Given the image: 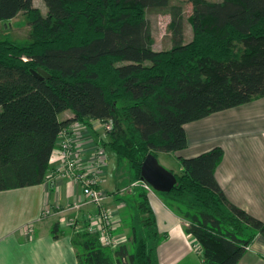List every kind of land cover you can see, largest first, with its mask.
Wrapping results in <instances>:
<instances>
[{
  "label": "trees",
  "instance_id": "trees-1",
  "mask_svg": "<svg viewBox=\"0 0 264 264\" xmlns=\"http://www.w3.org/2000/svg\"><path fill=\"white\" fill-rule=\"evenodd\" d=\"M44 1L45 14L34 0H0V22L24 13L30 25L26 42L0 39V191L45 183L66 129L111 119L103 144L117 156L116 179L129 176L124 193L117 186L114 194L131 234L105 247L87 220L76 224L78 264H162L163 236L142 165L150 154L186 148L187 123L264 97V0H192L189 41L183 7L173 0ZM150 7L170 12L167 49L154 48ZM38 68L51 78L37 77ZM223 158L220 146L180 157L175 186L159 192L200 245V264H238L264 235V221L220 186Z\"/></svg>",
  "mask_w": 264,
  "mask_h": 264
},
{
  "label": "crops",
  "instance_id": "crops-1",
  "mask_svg": "<svg viewBox=\"0 0 264 264\" xmlns=\"http://www.w3.org/2000/svg\"><path fill=\"white\" fill-rule=\"evenodd\" d=\"M185 129L188 146L172 153H159V162L176 173L174 165L161 161V157H178L177 172H181L180 157L189 158L222 147L224 158L216 169L220 186L231 202L264 221V97L189 122ZM62 139L60 136L53 154V167L59 160ZM116 189L107 191L108 201L115 204L113 210H119L122 224L125 204L120 201L112 204ZM80 196V187L63 179L54 186L42 183L0 191V264H78L71 240L73 227H67L75 213L67 207ZM149 197L159 231L163 233L171 210L156 193H150ZM46 209H50V214L44 213ZM95 211V206L83 208L77 214L79 224ZM179 219L185 227V221ZM58 222L60 236L55 238L52 228ZM116 234L127 238L125 233L116 231ZM185 237L192 245L197 244L191 235ZM238 264H264V235L256 236Z\"/></svg>",
  "mask_w": 264,
  "mask_h": 264
},
{
  "label": "built area",
  "instance_id": "built-area-1",
  "mask_svg": "<svg viewBox=\"0 0 264 264\" xmlns=\"http://www.w3.org/2000/svg\"><path fill=\"white\" fill-rule=\"evenodd\" d=\"M112 122L111 119L95 121L93 127L76 122L66 129L62 133L59 160L45 182L49 186H54L58 180L63 179L80 187V198L67 207L75 213L68 220V224L75 226L77 214L87 206H95L96 211L87 216L88 229L99 235L105 247H117L125 241L116 234V229L121 224L119 210L106 207L110 195L102 188L103 171L108 158L103 140L112 129ZM100 127L103 128L104 133L99 131ZM144 186L153 193V188L145 181ZM50 212V209H46L44 213L47 215ZM196 243L202 253L200 245Z\"/></svg>",
  "mask_w": 264,
  "mask_h": 264
},
{
  "label": "rangeland",
  "instance_id": "rangeland-1",
  "mask_svg": "<svg viewBox=\"0 0 264 264\" xmlns=\"http://www.w3.org/2000/svg\"><path fill=\"white\" fill-rule=\"evenodd\" d=\"M215 1V0H209ZM36 6H38L41 11L45 14L47 13V6L44 0H34ZM174 4H181L184 10L186 17L185 21V32L186 39L189 41L192 38V28L191 24L188 21L189 15L193 11V1L192 0H173ZM147 17L151 22L153 30V45L156 50L167 49L171 46V32H170V21L171 15L167 8L160 7H150L147 9ZM30 33L29 18L26 14L21 13L16 18L12 19L9 22H0V39H11L17 42H26ZM64 112L60 114V118L64 117ZM66 116H71V112L67 111ZM101 133H104L103 128H98ZM107 162L104 166L103 171V189L111 192L115 190L117 186L122 188L121 193H124V186L129 183V176H121L119 179H116V173L118 168V159L116 154L111 150H107ZM166 156V157H165ZM161 161H166L170 165H174L173 169L177 172L179 169V159L178 157H173V155H164L161 157ZM162 166V164L160 162ZM165 167V166H164ZM166 168V167H165ZM179 173V172H178ZM159 197L161 194L153 190ZM112 198V204L119 201L114 194ZM162 198V197H161ZM110 200L107 201L106 207L112 208L114 205H110ZM126 207L122 209V213H125ZM119 212V211H118ZM129 213L133 216L137 214V211L134 207L129 209ZM123 217V216H122ZM126 217V216H125ZM173 211L168 212V221L165 224V231L162 233L163 238L159 244V255L160 261L162 264H200L202 262V253L199 251L197 244L192 245L191 242H188V239L185 237L186 231L185 227L179 221L180 217ZM128 218V217H127ZM76 224H79L78 220ZM128 222H123L120 224L119 228L116 229L117 232L124 233L127 235L125 241H128L131 234V229ZM74 227V226H67ZM185 233V234H184Z\"/></svg>",
  "mask_w": 264,
  "mask_h": 264
},
{
  "label": "water",
  "instance_id": "water-1",
  "mask_svg": "<svg viewBox=\"0 0 264 264\" xmlns=\"http://www.w3.org/2000/svg\"><path fill=\"white\" fill-rule=\"evenodd\" d=\"M33 73L42 79L51 78V75L43 68L33 70ZM141 172L142 180L158 192H169L177 182L175 174L162 166L158 158L153 154L147 156L142 165Z\"/></svg>",
  "mask_w": 264,
  "mask_h": 264
}]
</instances>
